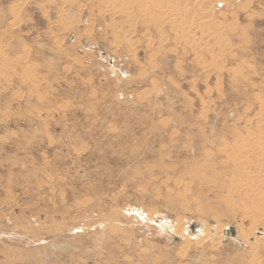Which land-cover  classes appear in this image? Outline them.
<instances>
[{
  "label": "rangeland",
  "instance_id": "obj_1",
  "mask_svg": "<svg viewBox=\"0 0 264 264\" xmlns=\"http://www.w3.org/2000/svg\"><path fill=\"white\" fill-rule=\"evenodd\" d=\"M122 8L0 0V264H264L228 159L264 132V0L203 10L199 53Z\"/></svg>",
  "mask_w": 264,
  "mask_h": 264
},
{
  "label": "bare ground",
  "instance_id": "obj_2",
  "mask_svg": "<svg viewBox=\"0 0 264 264\" xmlns=\"http://www.w3.org/2000/svg\"><path fill=\"white\" fill-rule=\"evenodd\" d=\"M118 1L123 3V8L122 10H119L120 12L129 13L132 11L137 13L138 16H146L145 20H149V23H153L152 25L155 29H157V31L161 29L163 24H167L168 26H170L174 34V39L176 41H181L184 44L189 45L190 50L192 49L191 51L194 53H199V49H207L208 45H210V38L217 42L220 38L223 37L221 35L222 32L220 33V30H218L214 31L212 34H204L205 36H201L199 40L196 39L197 31L198 29H200L199 27L207 31L210 26V20L207 11L203 10L209 9L212 3H222V0H201V8L203 10H201V13L199 14L198 10H196V6L192 5L191 2H186V0H162V2H160V0ZM107 8L117 11V8L112 3H110ZM197 16H200V18L195 22L194 19ZM194 39H196L197 41L193 42L192 40ZM262 109H264V102H262ZM247 138L248 139L246 140H237L238 144L236 143V147L234 149H231V155L229 156L230 153L228 154V159L230 160V162H233L234 166L236 167L235 169H237L239 172V177L233 179L234 181L229 184V190L232 193L244 194V196L246 197H248V195H255L257 197L258 195H260V193L264 194V132L256 134L254 136L252 133L248 134ZM252 138H254L255 141ZM256 155H258L259 157L253 159L252 157ZM257 209L259 208H257L256 206V210ZM178 232L180 234L181 228H179ZM245 239H247V237H245Z\"/></svg>",
  "mask_w": 264,
  "mask_h": 264
}]
</instances>
